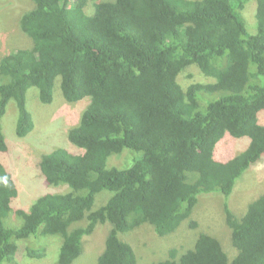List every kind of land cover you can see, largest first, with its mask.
<instances>
[{
  "label": "trees",
  "instance_id": "16d2710c",
  "mask_svg": "<svg viewBox=\"0 0 264 264\" xmlns=\"http://www.w3.org/2000/svg\"><path fill=\"white\" fill-rule=\"evenodd\" d=\"M249 1L32 0L20 19L32 46L0 61V264H13L18 241L32 235L60 236L56 264H73L86 253L85 237L107 222L98 264H138L121 233L149 223L166 236L187 221L197 230L195 209L220 197L236 254L200 230L193 247H173L150 264H264V191L243 215L229 199L264 159V0L245 15ZM194 70L201 81L188 80ZM58 79L68 104L90 98L68 134L77 150L55 148L39 161L47 186L69 189L15 209L18 186L1 161L9 150L3 119L14 101L17 134L27 136L35 128L29 89L51 104ZM226 135L249 144L226 159L218 153ZM125 149L142 154L110 165ZM98 195L106 200L94 209ZM12 212L17 225L6 222ZM46 250L27 254L42 258Z\"/></svg>",
  "mask_w": 264,
  "mask_h": 264
},
{
  "label": "rangeland",
  "instance_id": "374dc122",
  "mask_svg": "<svg viewBox=\"0 0 264 264\" xmlns=\"http://www.w3.org/2000/svg\"><path fill=\"white\" fill-rule=\"evenodd\" d=\"M32 4V0H0V61L3 56L13 50L32 46L31 39L20 28L21 13L30 9ZM252 7H255L257 13L256 0H250L246 4L245 15ZM194 71L196 73L195 78L188 80L201 81L203 77L200 71ZM63 98L60 79L56 82L54 101L51 104L41 102L37 87L29 89L27 104L28 109L33 114L35 128L25 137L18 136L16 131L18 109L14 101H11L8 106L3 119V128L9 150L2 154L1 161L12 173L18 186V196L12 203L15 209L29 210L43 194L47 192L64 193L67 188L69 189L65 184L47 186L39 169V161L43 154L59 147L77 150V146L69 140L68 134L71 128L77 126L87 105V100H90V98L88 97L74 104H68ZM259 120L264 124V110L260 112ZM227 135L224 140L231 139L225 145L218 147V153L229 159L247 148L249 137L238 139ZM233 139L236 141H231ZM128 152L134 154L136 158L142 154L131 149H125L121 155L113 156L109 161L110 165L123 166L129 155ZM229 154L230 156H227ZM219 155L218 157H220ZM134 157L124 167L120 168L130 167L136 159ZM242 178L234 189L233 198L231 199V195L229 199L234 212L243 215L249 202L264 191V159L256 165L254 164L249 171L245 172ZM103 193H106V191ZM105 200L106 198L102 196L99 199L98 195L94 209L101 206ZM224 207L223 197H220L219 200L216 198L203 200L195 209L193 215V218L200 223L197 230L191 229L187 221L177 233L160 236L155 232L153 225L147 223L140 228L120 235L122 239L136 248L140 257L138 258V264H150L154 260H164L166 257L168 258L169 251L173 247L179 248L181 252L193 247L197 233L200 230H207L219 236L224 243L223 245L228 248L229 253L234 255L236 254L235 250L228 240L229 228L225 223ZM10 215L9 218L7 217L8 219L6 218V222L11 225L19 224V219L15 213L12 212ZM110 229L111 224L108 222L99 224L92 235L85 237L86 253L76 259L73 264H98L99 255L104 249ZM18 245L19 248L13 264H56L61 250L62 238L57 235H32L27 239L18 241ZM44 247L47 250L46 255L42 258H32L33 256L27 254V252L38 251Z\"/></svg>",
  "mask_w": 264,
  "mask_h": 264
},
{
  "label": "bare ground",
  "instance_id": "6f19581e",
  "mask_svg": "<svg viewBox=\"0 0 264 264\" xmlns=\"http://www.w3.org/2000/svg\"><path fill=\"white\" fill-rule=\"evenodd\" d=\"M56 98V97H55ZM181 124V123H180ZM187 134V133H186ZM191 135V134H190ZM131 164V163H130Z\"/></svg>",
  "mask_w": 264,
  "mask_h": 264
}]
</instances>
